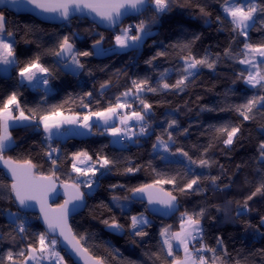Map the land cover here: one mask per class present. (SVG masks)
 Returning a JSON list of instances; mask_svg holds the SVG:
<instances>
[{
	"label": "trees",
	"instance_id": "obj_1",
	"mask_svg": "<svg viewBox=\"0 0 264 264\" xmlns=\"http://www.w3.org/2000/svg\"><path fill=\"white\" fill-rule=\"evenodd\" d=\"M250 1L258 9L264 8V0H236ZM223 5L224 0H170L163 13L147 10L142 17L149 35L139 48L121 53L114 51L118 30L105 32L82 19L56 26L0 11L7 18L6 32L13 33L15 50L9 74H0V105L16 93L25 116L31 119L39 120L54 112L85 115L83 108L90 113L103 112L116 105L117 97L132 89L127 100L131 107L119 112L131 113L129 108L141 112L145 117L143 124L149 125L133 143L126 139L121 147L112 145L109 136L96 129L87 137L48 141L33 122L9 128L13 145L3 152V157L18 163L30 161L36 173H54L53 177L61 182H74L71 168L75 153L86 152L93 162L99 157L113 162L96 175L92 191L88 193L79 185L85 206L71 220L73 233L78 238L83 236L84 247L92 256L103 258L105 264H171L173 257L167 256L161 230L170 226V231H176L179 215L201 209L202 243L216 248L225 264H264V192L248 200V207L244 208L247 197L264 183V160L259 152V145L264 142V107L258 105L253 119L247 121L235 111L236 106L253 96L264 95V89L246 85L241 73L247 76L250 66L239 62L244 59L245 43H264V11L255 14L254 25L245 38L238 29L233 30L231 20L223 14ZM65 36L70 38L75 52L91 53L78 56L83 67L77 72L67 70L52 54L59 50ZM97 41L106 52L100 57L92 50ZM189 54L197 59L207 56L215 61V66H198L182 90L162 88L163 82L173 85L185 75L184 58ZM37 56L49 73L46 94L30 91L19 80L21 68ZM134 80L148 81L138 95L151 105L150 109L145 110L139 99L133 100ZM148 87L157 91H147ZM172 121L176 123L170 127ZM225 125L240 126L231 145H225L226 135L217 132ZM157 137L168 143L167 152L153 147L158 143ZM52 149L57 150L56 158L48 159ZM177 149L187 152L194 161L208 160L210 166L190 163ZM129 168L131 172L127 171ZM195 176L200 177L198 185L179 191ZM173 177L174 184H158L178 199V213L168 221L151 218L143 204L130 200L133 189ZM60 203L58 199L53 205ZM11 214L16 218L11 219ZM138 215L151 220L138 229L147 233L145 236L135 235L136 230L131 227V218ZM106 220L108 224L104 223ZM113 221L122 226L117 228L121 233L109 230ZM21 223L24 232L19 230ZM40 233L44 232L37 217L24 214L15 205L10 182L0 170V264H12L6 259L9 251L20 264L24 258L18 254L27 251L30 244L38 246ZM218 239L222 241L219 245ZM193 244L200 245L196 241ZM174 255L180 258L181 252L175 251ZM206 255L210 258L212 253Z\"/></svg>",
	"mask_w": 264,
	"mask_h": 264
},
{
	"label": "snow or ice",
	"instance_id": "obj_2",
	"mask_svg": "<svg viewBox=\"0 0 264 264\" xmlns=\"http://www.w3.org/2000/svg\"><path fill=\"white\" fill-rule=\"evenodd\" d=\"M0 2L10 3L12 6L19 8L22 4V0H0ZM27 4L34 6V8L41 10L46 13H58L60 17L67 20L73 12H83L88 10L90 13H95L102 21H106L109 25L116 24L121 16L128 13L129 10L139 12L143 7L151 3L155 6V12L163 13L168 10L170 0H26ZM223 12L231 17V24L233 25V30H239V33L245 38L248 36V29H250L255 22V14L259 11H264V8H259L255 3H243L236 2L232 0L230 3L229 0H224ZM201 12L205 13V10L201 8ZM207 14V13H205ZM145 23L141 21L140 24L136 26L137 35H129L130 28H124L121 30L122 35H117L115 37L116 43L120 47H128L129 41H132L133 44H138L142 39V36L139 33L145 32ZM5 33L7 37H12L13 33L11 31L6 32V19L3 12H0V64L10 65L15 62V50L13 44L9 40L5 39ZM147 34V33H145ZM97 44L100 41L96 42ZM57 57L67 56L70 57L72 64L77 65L78 67H83L80 63L78 56H89L90 52H75L74 45L70 42V38L65 36L59 44V50L52 53ZM226 54H228L226 52ZM244 59H241L239 62L241 64H246L250 66V70L247 73V76H244L241 73V78H243L246 84L250 85L253 88L259 87L264 89V68L261 67L264 64V43L259 45H253L251 43L244 44L243 51ZM158 55H163V53H158ZM260 58L259 60L257 58ZM40 58L37 56L34 60L30 61L20 70V76L27 80L29 83L39 82L40 78L38 73H47L48 69L43 67L40 62ZM185 66L183 68V75L180 79L176 81L175 84L170 85L167 82H163L161 87L164 89L177 88L182 90V86L185 85V82L188 80L189 76H192L194 73L192 70L197 69L198 66H206L208 68H213L215 66V61H210L207 56L204 58L197 59L191 54L184 58ZM150 63V61H149ZM163 76V74H162ZM44 84H47V79L42 81ZM148 84L147 80L142 81H132L133 88L135 89L136 98L139 99L141 105L145 110L151 108V105L146 103L143 99H140L139 93L145 90V85ZM104 87V85H102ZM147 91L155 92L156 88L148 87ZM132 93V89L124 92L122 96L127 97ZM90 95V94H89ZM120 97H117V103L115 106L108 107L104 112H95L90 113L83 117L84 124L83 127L89 128L90 124L88 121L92 116H96L98 119H102L105 124L108 123L114 116L118 115L117 109H122L125 107H131V104L121 103ZM264 107V95L253 96L248 99L246 103L236 106L235 111L239 113L245 121L253 119V113L257 109V106ZM86 106V105H85ZM14 111H19V115H15ZM53 115H56L54 112ZM144 115L141 112L133 111L130 116L125 115L121 116V123L127 124L128 120L135 119L136 121H143ZM31 117L25 116L24 110L21 108L18 100L17 94L13 93L8 98L3 101V104L0 105V160H3L4 165L8 168L12 176V184L10 185V192L14 195L15 200L22 208L31 207L30 201H36L40 205V210L44 218V222L47 225V232L40 233L38 236V246L30 244L27 251L22 250L18 255L23 257L24 260L22 264H28L29 261L32 264H43L44 261H47L48 264H65L64 257L60 255V252L56 250L57 244L59 243L58 239L53 236L49 239V234L59 232V235L63 237L64 241L71 246L72 250L84 259L85 264H105L103 258L92 257L89 255V250L86 247H83L82 241L85 239L83 236L77 237L71 227L68 225V213L69 207L74 200H82L83 193L79 190V184L74 183L72 185L65 184V192L68 195V199L65 200L63 205H59L57 209H51L47 204V199L49 193L53 190V176L44 177L37 176L33 172V165L30 161H25L24 164H19L17 162L9 159H4L3 152L11 144L12 137L9 132L10 121H23L29 120ZM51 120V122H50ZM40 121L44 125V130L50 135L52 129H58L61 124H76L78 120L76 117H65L63 120H52L50 116H41ZM176 121H172L169 125L170 127L174 125ZM112 135H118L121 131L117 128H112ZM141 134L146 132L145 127H141ZM217 132L226 135V139L223 140L225 145L233 144L234 138L240 132V126H222L217 129ZM169 140L172 139L171 134L168 137ZM158 143L163 146L164 150L167 152L169 150L168 143L157 137ZM154 148L157 145H153ZM177 152H180L183 156L188 157L190 163H198L201 167L210 166V162L206 159H200L199 161H194L191 157L188 156L187 152H184L182 149H177ZM260 158L264 160V142H261L259 145ZM74 159L78 160L79 163L83 164L85 160H92V157L86 152L75 153ZM56 161L53 160L55 165ZM97 163L100 164L101 168H105L113 162L107 159L106 157H99ZM73 170L79 173L80 175H87L88 172H92L95 175V164H92L87 169H81L77 166L76 163H73ZM127 171L131 172L132 169L129 168ZM216 178H212V182L215 183ZM200 182V177L195 176L190 181L186 183L183 188H180L179 191L184 192L185 190L193 189L194 185H198ZM91 181L87 182V185L91 186ZM163 183H175V177L167 180H157L155 184ZM154 188V185H143L139 188L133 189L134 192H148L149 203H160L165 205L166 208L174 210L176 208V197L173 196L170 192L163 193L161 196L159 193L163 192V189L158 190L157 192L151 191ZM264 192V183L258 186L250 196L247 197L244 203V208L248 207L247 201L251 200L257 194ZM114 200L118 199L113 197ZM14 215V214H11ZM204 215V210L201 209L200 212L188 213L184 212L181 214V223L180 230L177 232L170 231V226L161 230V237L163 238V246L166 248L167 256L173 257L171 264H225L223 256L217 253V249L209 247L208 245L202 243L203 239V228L201 226V218ZM132 223L131 227L136 230L135 235L145 236L147 233L138 230L140 226L147 224L148 221L141 216L139 219L135 216L131 218ZM264 222V218H262ZM105 224L109 222L104 221ZM112 228H120L121 225L113 221L109 225ZM19 230L21 232L25 231L24 224L19 225ZM175 247L182 248L184 256L183 258L176 257L174 255V244ZM193 241H196L200 244L199 247H196L193 244ZM221 240H217V244H221ZM206 253H212V256L209 258ZM224 255H227L226 249L224 250ZM159 259V257H157ZM6 259L11 261L12 264H17V261L14 258V255L11 251L8 252Z\"/></svg>",
	"mask_w": 264,
	"mask_h": 264
},
{
	"label": "water",
	"instance_id": "obj_3",
	"mask_svg": "<svg viewBox=\"0 0 264 264\" xmlns=\"http://www.w3.org/2000/svg\"><path fill=\"white\" fill-rule=\"evenodd\" d=\"M148 7V4H146L143 9L139 12L129 10L127 14L123 15L120 17L118 22L113 25H109L106 21H102L98 16L95 15V13H90L88 10H84L83 12H73L69 19L65 20L62 17L59 16L58 13H46L42 12L39 9L34 8V6L27 4L26 0H22V4L19 8L12 6L10 3L6 2H0V11H6L11 13L14 16H30L34 19H37L40 22L50 24V25H56L60 26L63 24H66L67 22L73 20V19H82L86 20L88 23L92 24L99 30L105 31V32H113L115 30H118L123 23L134 17H138L142 15L143 13L146 12ZM6 19V25H7V18ZM7 30V27H6ZM4 159H8L5 158ZM18 163V162H17ZM19 164H24V163H19ZM0 170L4 173V175L8 178L10 185L12 184V176L8 168L4 165L3 160H0ZM33 172L37 176H44V177H49L51 175H41L35 172L33 168ZM72 185L74 184L73 182H61L56 180L53 177V190L49 193L48 199H47V204L51 209H57L59 205H63L65 200L68 199V195L65 192V187L64 185ZM147 185H154V188L151 189L153 192H157L160 189H163L162 187L155 185V184H147ZM81 192V191H80ZM82 193V192H81ZM163 193H168L165 189H163V192H160L159 194L163 196ZM12 194V193H11ZM13 200L15 205L19 210H21L24 214H32L37 217V222L42 228L43 232H47V225L44 222L43 215L40 210V205L36 201H30L29 203L31 204V207L29 208H22L18 202L15 200L14 195L12 194ZM58 199L61 200V203L59 205H53ZM130 200L133 202L141 203L144 205L146 214L149 215L152 218H157L163 221H168L171 219L174 215L178 213L179 210V204H178V199L176 198L175 204L176 208L174 210L168 209L165 207V205L160 204V203H149V198H148V192H132L130 194ZM85 206V198L83 195L82 200H74L71 204L68 205L69 207V213H68V225L71 227V220L78 214H80ZM72 229V228H71ZM73 231V230H72ZM55 236V238L58 239L59 243L57 244L60 252L64 254L65 257H67L70 261L71 264H85L84 259H82L80 256H78L71 248L70 245L67 244L66 241H64L63 237L59 235V232L57 231L56 233L49 234V238H52ZM83 245V244H82ZM84 247V245H83ZM90 256H92L89 253ZM94 257V256H92Z\"/></svg>",
	"mask_w": 264,
	"mask_h": 264
},
{
	"label": "crops",
	"instance_id": "obj_4",
	"mask_svg": "<svg viewBox=\"0 0 264 264\" xmlns=\"http://www.w3.org/2000/svg\"><path fill=\"white\" fill-rule=\"evenodd\" d=\"M147 35H149V34H145V33L144 34H141L142 39L140 40V42L138 44H133L132 41H129V46L128 47H123V48L122 47H116V40H114V51L115 52H118V53H121V52L128 51L130 49L139 48L141 46L142 42L144 41V39L147 37ZM92 50H93V54L95 56H97V57H100V56H103V55L106 54V52L100 47V44H94L92 46ZM56 58L64 64V66H65V68L67 70L72 71V72H77L79 70V67L77 65H74V64H72L69 67V61L71 60L70 57H67V56L57 57L56 56ZM131 95L132 94H129V96H127V97L122 96L121 99H120V102L121 103H127V100L130 98ZM119 110L120 109H117V113L119 112ZM132 112H133V110L131 111V113ZM131 113H127V112H124V110H122V116H125V115L130 116ZM14 114L15 115H19V111H14ZM50 117L52 118V120H57V121H59V118H60L59 117V114L50 115ZM66 117H76L77 118V116H75V115H67ZM131 121H132L131 119L128 120V122H127L126 125L125 124H122L121 123V119L119 118L118 115H116L111 120H109L107 124H105V122L102 119H98L96 116H92L91 119L88 121V123L90 124V127L89 128L83 127L84 120L81 123L78 122L76 124H63V127L65 129V132L62 135H60V133H59L60 132L59 131L60 130L59 129L60 127L58 129L53 128L52 129V133L50 135L48 132H46L44 130V125L40 121V119L39 120H36V121H32V119L31 120L30 119L29 120H23V121H10V124H14V123L17 122L18 124L21 123L22 125H24V124H28V123H32L33 122V123L37 124L39 128H41V130L43 131V133H44V135H45V137H46V139L48 141H53V140L63 141L66 138H69V137H78V138L79 137H87V136H90L92 134V132H93L94 129H96V130H101L104 134H106L107 136H109L110 143L112 142L111 141L112 138H115V137L117 138L118 142L121 143L119 141V138L120 137H125V136L127 137L126 134H128L129 131L130 132H134V127H133L134 125L131 123ZM50 122H51V120H50ZM12 126H10L9 128H11ZM112 128H117V129H120L121 131L119 132L118 135L115 136V135H112V131H111ZM134 138H135V136L134 135H131V136H128L126 139L129 140V141H134ZM111 144L114 145V146H117V147H121L120 145H115L116 142L114 140H113V142ZM10 147H8V148H10ZM85 162L86 163H91V164L95 163V164L100 165L99 163L93 162L92 160H90V161L89 160H85ZM94 185H95V183H94ZM93 187H92V189H93ZM138 216H135V217H138ZM141 216H143V215H141ZM144 216H146V215H144ZM144 219H146L148 221L147 224H149L150 221H151L150 218H148L147 216L144 217ZM180 223H181V215H179V227L174 232H177V231L180 230ZM147 224H144L142 226H145ZM173 244H174V252L175 251H180L181 252L180 258L182 259L183 256H184L183 255V252H182V248L175 247V244H176L175 241H173Z\"/></svg>",
	"mask_w": 264,
	"mask_h": 264
},
{
	"label": "rangeland",
	"instance_id": "obj_5",
	"mask_svg": "<svg viewBox=\"0 0 264 264\" xmlns=\"http://www.w3.org/2000/svg\"><path fill=\"white\" fill-rule=\"evenodd\" d=\"M230 3L232 2V1H229ZM249 3H253V1H250ZM224 6H225V4L223 5V8H224ZM223 8H222V10H223ZM223 14L227 17V18H229L230 20H231V17H228L224 12H223ZM122 29H124V26L122 25L119 29H118V33H117V35H122V32H121V30ZM248 31V30H247ZM145 33V32H144ZM144 33H139L140 35L141 34H144ZM138 34V33H137ZM137 34H135V35H137ZM5 39H7V40H9V42H11L12 44L14 43V38H13V35H12V37H7V35H6V33H5ZM116 47H120L117 43H116ZM14 64V63H13ZM13 64H10V65H3V64H0V74L1 75H5V76H7L8 74H9V72H10V69H11V67L13 66ZM185 64V63H184ZM72 65V62H71V60L69 61V67ZM193 71V73H194V70H192ZM19 80H20V82L22 83L23 81H24V79L20 76V74H19ZM246 83V82H245ZM246 85H248V84H246ZM248 86H250V85H248ZM139 95H141V93H139ZM84 109V108H83ZM86 115H89V114H85V115H83V116H86ZM63 118H65L67 115L66 114H63ZM75 116H77V118H78V116H81V115H75ZM60 117V116H59ZM119 118H120V116H119ZM59 120H63V119H61V118H59ZM132 121H131V123L134 125L133 127H134V132H130L129 131V133L128 134H126L127 135V137L128 136H131V135H134L135 137L136 136H141V135H143V134H141V132L137 129V127L139 126V125H142L143 123H144V120L143 121H136L135 119H131ZM33 121V120H32ZM83 121V120H82ZM81 121V122H82ZM79 123H81L80 121H78ZM13 125V126H12ZM17 125H22L21 123H14V124H10V126H12V127H14V126H17ZM37 125V124H36ZM136 128V129H135ZM41 129V128H40ZM59 129H63V133L65 132V129H64V127H63V124H61V126H60V128ZM60 131V130H59ZM60 133V132H59ZM63 133H60V135H62ZM116 136V135H115ZM126 136L124 137L125 138V140H126V138H127ZM113 140L116 142V144L115 145H120V146H122L123 145V143L120 141V138H119V141L121 142V143H119L118 142V140H117V138L115 137V138H112V142H113ZM111 142V143H112ZM130 143H133V141H129ZM11 145H13V140L11 141V144H10V146ZM9 146V147H10ZM12 147V146H11ZM7 149V148H6ZM5 149V150H6ZM156 149L158 150V151H161V152H164V148H163V146H161L159 143L157 144V147H156ZM52 150H54V149H52ZM51 150V151H52ZM51 151H49V153H48V155H47V157H48V159H51V155H50V152ZM76 161V162H75ZM73 163H76L77 164V166L78 167H80L81 169H87L88 167H90L92 164L91 163H86V162H84L83 164H81V163H79V161L78 160H74V162ZM93 164H95V163H93ZM101 167H100V165H98V164H95V175H93L92 174V172H88V174L87 175H80L79 173H77L76 171H74L73 170V165H72V168H71V173L74 175L73 176V180H74V182L73 183H78L79 185H81V186H84V188L86 189V191L89 193L90 191H92V187L93 186H95L94 185V183H95V177H96V175L101 171ZM91 181L92 183H91V186L89 187L88 185H87V182L88 181ZM140 217H141V215H139ZM137 217L138 219L140 218V217ZM9 217L11 218V219H15L16 218V215H14V216H10L9 215ZM143 217H146V216H144L143 215ZM149 218V217H148ZM152 218V217H151ZM262 225H264V222H262ZM141 227V226H140ZM143 227V226H142ZM109 230H111L112 232H114V233H121V231H120V229H117V228H112V227H109ZM49 239H51V238H49ZM56 250L59 252V248H58V246L56 247ZM182 252H183V249H182ZM60 255H61V253H60ZM183 255H184V253H183ZM61 256H63V255H61ZM64 261H65V259H64ZM23 262V261H22ZM22 262L20 263V264H22ZM28 264H32V262L31 261H29L28 262ZM43 264H48V262L47 261H44L43 262ZM65 264H68L66 261H65Z\"/></svg>",
	"mask_w": 264,
	"mask_h": 264
},
{
	"label": "built area",
	"instance_id": "obj_6",
	"mask_svg": "<svg viewBox=\"0 0 264 264\" xmlns=\"http://www.w3.org/2000/svg\"><path fill=\"white\" fill-rule=\"evenodd\" d=\"M147 10H155V6L153 4H151V3H148ZM142 16H143V14L140 15V16H138V17L130 18V19H128V22H126L124 28H130L131 29L130 32H129V35L130 36L137 34L136 26L138 24H140L141 21H143V17ZM48 75H49V73L47 72L45 74V78L44 79H47ZM26 84L28 85V82L27 81H26ZM43 85H45V84H40V85L39 84H36L35 87L29 86V85L28 86H29V88L31 90L38 89L40 91H44L45 92L46 91V88ZM133 100L134 101H137V98L135 97ZM84 109H85V114H90V112H89V110L87 108H84ZM127 111L128 112H131V109L129 108V109H127ZM58 114H59L60 118L63 119V117H64L63 114L62 113L61 114L58 113ZM118 116L121 117L122 114L120 112H118ZM83 117H84L83 115L78 116L77 120L81 122L83 120ZM141 127H145L146 128V131L149 129V125L148 124L139 125L138 126V130L139 131H140ZM60 133H63V129H60ZM120 141L123 143L125 141V139L123 137H120ZM50 155H51V158L52 159H55L56 158V155H57V150L56 149L52 150L50 152Z\"/></svg>",
	"mask_w": 264,
	"mask_h": 264
},
{
	"label": "bare ground",
	"instance_id": "obj_7",
	"mask_svg": "<svg viewBox=\"0 0 264 264\" xmlns=\"http://www.w3.org/2000/svg\"><path fill=\"white\" fill-rule=\"evenodd\" d=\"M45 74H46V73H38V76H39V78H40L39 82L29 83L27 80H26V81L28 82V85H29V86H32V87H35L36 84H39V85H40V84H44L42 81H43L44 78H45ZM43 86H44V85H43Z\"/></svg>",
	"mask_w": 264,
	"mask_h": 264
}]
</instances>
